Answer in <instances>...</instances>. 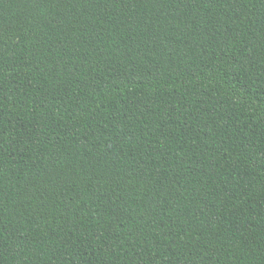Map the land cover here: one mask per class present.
Segmentation results:
<instances>
[{"label": "trees", "instance_id": "1", "mask_svg": "<svg viewBox=\"0 0 264 264\" xmlns=\"http://www.w3.org/2000/svg\"><path fill=\"white\" fill-rule=\"evenodd\" d=\"M0 264H264V0H0Z\"/></svg>", "mask_w": 264, "mask_h": 264}]
</instances>
